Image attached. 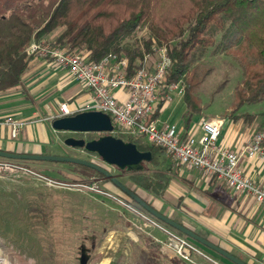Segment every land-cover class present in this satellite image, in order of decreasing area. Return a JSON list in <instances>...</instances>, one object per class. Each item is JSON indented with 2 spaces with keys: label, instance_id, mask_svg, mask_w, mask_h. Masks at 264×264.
<instances>
[{
  "label": "trees",
  "instance_id": "1",
  "mask_svg": "<svg viewBox=\"0 0 264 264\" xmlns=\"http://www.w3.org/2000/svg\"><path fill=\"white\" fill-rule=\"evenodd\" d=\"M61 28L62 33L52 42L54 46L92 62H99L113 53L127 58L132 70L141 67L145 56L154 54L155 48L166 47L172 65L163 83L161 100L153 119L164 106L169 86L178 83L184 89L187 83L184 99L192 112L199 111L191 98L195 85L188 81L187 76L199 56L216 45L218 36V47L222 52H238L245 47L253 58L246 66L245 79L236 90L234 111L246 104L264 101V0H0V93L22 85L34 57L27 52L32 40H44ZM142 28L149 33L147 39L141 43L138 39L132 42ZM240 119L251 122L255 116L235 117V120ZM88 137V141L99 138L94 134ZM115 137L136 144L142 152L152 153L149 165L156 171L150 173L149 168L131 174L128 179L143 191L160 195L168 184V177L159 169L163 163L161 158L167 156L172 159V156L169 157L160 146L142 145L141 139H126L122 135ZM63 164L81 180L97 182L101 179L112 184L96 170ZM121 193V197L146 211ZM29 208L34 217L48 222L49 214L39 205L33 203ZM187 238L214 258L225 259ZM134 254L140 264H189L178 257L168 256L154 239L145 236H140L138 241L127 239L123 258L126 260Z\"/></svg>",
  "mask_w": 264,
  "mask_h": 264
},
{
  "label": "crops",
  "instance_id": "2",
  "mask_svg": "<svg viewBox=\"0 0 264 264\" xmlns=\"http://www.w3.org/2000/svg\"><path fill=\"white\" fill-rule=\"evenodd\" d=\"M60 34L54 35L50 40L55 41ZM116 94L121 100L127 99L125 91H117ZM171 95V100L165 101L163 108L155 118L157 126L159 128L176 126L184 138L198 132L199 127L196 128L197 130L191 128V120L183 108L184 95L178 92H172ZM91 99V92L78 83L67 70L59 68L44 57L34 56L23 77L22 85L14 90L0 93V151L46 155L40 144L50 147L60 146L59 136L65 133L58 132L52 127L61 104L67 103L72 113H79ZM235 117L240 116L232 117L231 123H222V135L225 138L220 142L222 147L234 151L240 149L258 133V124L255 119L247 122L244 119L235 120ZM7 118L25 123L17 139L12 138L11 127L4 123ZM148 144L150 143L146 145ZM161 160L163 163L159 169L168 177V184L160 195L145 192L130 182L128 178L133 173L128 174L127 181L122 180L119 175L118 177L122 183L137 192L143 200L166 217L246 264H264V205L257 203L251 196L229 189L223 181L216 177L207 176L196 169L190 170L167 156L162 157ZM240 167L253 182L264 187L263 161L242 159ZM155 171L150 168L148 172ZM77 176L80 178L79 175ZM97 182L105 184L104 187L108 191L122 195L121 191L112 184L104 183L101 179ZM76 198L80 202L78 205L80 210H83L85 204L92 206L90 209L88 207L87 211L94 213L99 210L110 213L108 209L102 208L104 205L109 206V202L116 204L123 217L118 218L114 223H120L122 226L125 223V227L130 230L132 227L130 225L133 223L141 231V233H135L131 230L132 235L128 239L138 241L140 236L150 237L161 246L165 254L174 257L171 251L159 243V241H166V236L162 232L144 228L143 223L137 217L116 202L95 194L87 196L77 194ZM82 201H87V203ZM39 207L49 214L48 219L50 220L52 215L47 207L42 204ZM216 259L220 264H229L222 259Z\"/></svg>",
  "mask_w": 264,
  "mask_h": 264
},
{
  "label": "rangeland",
  "instance_id": "3",
  "mask_svg": "<svg viewBox=\"0 0 264 264\" xmlns=\"http://www.w3.org/2000/svg\"><path fill=\"white\" fill-rule=\"evenodd\" d=\"M62 31V28L56 30L52 36L45 37L44 41L52 43L50 39ZM148 36L147 29L142 28L135 34L132 42L138 39L141 43ZM219 41L220 36L217 37L215 46L199 56L187 76L188 81L195 85L191 92L192 102L199 108V111L192 112L184 99L183 108L191 120V128L197 130L202 120L231 123L234 116L254 115L258 124L257 132H260L264 130V101L246 104L240 110L234 111L237 102L236 90L245 79L246 66L253 58L245 47L240 48L238 52H222L218 47ZM155 59L157 56L154 55L151 65H154ZM187 86L186 83L185 87ZM88 135L64 133L59 136L60 146H40L46 155L92 161L127 181L128 172L107 166L97 155L73 149L64 143L69 137L88 141ZM112 135H122L128 139V136L119 131ZM224 138L221 134L219 143ZM140 142L142 145L148 143L147 139ZM172 160L174 161L173 157ZM16 163L67 186L89 182L78 178L75 172L63 164L42 161ZM149 167L151 166L146 163L145 169ZM99 185L103 187L105 184ZM67 186L49 184L32 174L0 178V264H82L84 255L87 257V264H140L136 254L129 255L126 260L123 258L126 241L132 235L130 231L141 233L136 224L130 223V230L125 227V223L123 226L114 223L123 215L119 212L120 208L112 202L102 208L108 209L110 213L102 210L97 213L87 211V208L92 206L85 204L83 210H80L76 195L87 196L91 193ZM33 203L47 207L52 215L48 223L30 213L29 207ZM223 260L234 264L227 259Z\"/></svg>",
  "mask_w": 264,
  "mask_h": 264
},
{
  "label": "built area",
  "instance_id": "4",
  "mask_svg": "<svg viewBox=\"0 0 264 264\" xmlns=\"http://www.w3.org/2000/svg\"><path fill=\"white\" fill-rule=\"evenodd\" d=\"M31 56L50 59L59 68L67 70L70 75L92 94L91 101L80 112L99 111L108 114L114 125V132L125 134L134 139H147L150 144L162 147L175 161L190 169L202 171L205 175L216 177L235 192L251 196L257 203L264 205V187L253 182L240 167L242 159L264 162V130L238 150L224 148L219 143L222 134L220 120H204L199 131L184 138L176 126L159 128L153 119L164 82L172 65L166 47L155 48L154 54H147L141 67L130 69L127 58L110 53L99 62H92L84 56L73 54L54 46L44 40L33 39L27 48ZM157 56L151 65L153 56ZM166 101L171 100V93L185 94L181 83L169 86ZM117 91L127 92V99L117 97ZM69 105L60 106L57 118L74 115ZM4 123L12 129L11 136L17 139L25 123L12 118ZM21 174H32L44 179L49 184L67 186L38 175L14 161L0 159V178L19 177ZM67 187L103 196L116 202L123 209L137 217L144 228L162 232L166 241H159L174 257L189 264H220L186 236L161 222L150 213L140 209L131 201L101 187L96 181L74 183Z\"/></svg>",
  "mask_w": 264,
  "mask_h": 264
},
{
  "label": "water",
  "instance_id": "5",
  "mask_svg": "<svg viewBox=\"0 0 264 264\" xmlns=\"http://www.w3.org/2000/svg\"><path fill=\"white\" fill-rule=\"evenodd\" d=\"M52 127L58 132L74 133V134H102L98 139L87 141L85 139L67 138L64 143L73 149H82L89 154L97 155L101 161L110 167H116L120 171L128 173H138L145 169L146 163H151L153 157L151 152H142L134 143L125 142L122 139L112 135L114 125L111 117L99 111H85L74 115L57 118L53 121ZM0 158L8 160L22 161H42L71 163L82 165L104 175L115 187L130 197L134 202L144 208L152 216L181 232L185 236L200 243L201 245L211 249L234 264H246L239 258L216 246L215 244L200 237L183 225L173 221L172 219L161 214L143 200L135 191L120 181V178L112 174L105 167L92 161L77 159L71 157H60L54 155H26L14 154L6 151H0ZM82 264H87V257L84 255Z\"/></svg>",
  "mask_w": 264,
  "mask_h": 264
}]
</instances>
